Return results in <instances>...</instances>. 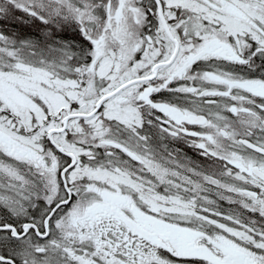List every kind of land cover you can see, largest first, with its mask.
Masks as SVG:
<instances>
[{
    "label": "snow or ice",
    "instance_id": "6c2138e0",
    "mask_svg": "<svg viewBox=\"0 0 264 264\" xmlns=\"http://www.w3.org/2000/svg\"><path fill=\"white\" fill-rule=\"evenodd\" d=\"M0 264H264V0H0Z\"/></svg>",
    "mask_w": 264,
    "mask_h": 264
},
{
    "label": "flooded vegetation",
    "instance_id": "af4514ba",
    "mask_svg": "<svg viewBox=\"0 0 264 264\" xmlns=\"http://www.w3.org/2000/svg\"><path fill=\"white\" fill-rule=\"evenodd\" d=\"M192 153L189 151V155H191Z\"/></svg>",
    "mask_w": 264,
    "mask_h": 264
}]
</instances>
